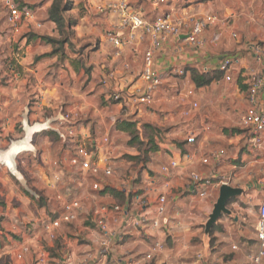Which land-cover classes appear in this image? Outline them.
Instances as JSON below:
<instances>
[{"label": "crops", "instance_id": "obj_1", "mask_svg": "<svg viewBox=\"0 0 264 264\" xmlns=\"http://www.w3.org/2000/svg\"><path fill=\"white\" fill-rule=\"evenodd\" d=\"M6 1L0 0V146L8 149L0 152V164L12 168L14 159L27 181L24 186L17 166L13 174L0 165V264H34L37 254L44 250L49 251V264L63 252L78 261L95 252V243L80 222L62 226L56 241L48 242L37 222L52 219V214L59 212L54 196L59 192L82 199L86 210L112 204L129 213L141 210L138 201L143 199V210L154 217L156 195L149 187L151 179L156 180L157 194L167 195L162 217L166 225L159 230L147 227L131 231L116 243L107 264H250L249 257L258 248L256 224L246 225L252 231L242 227L244 219L236 213L219 219V227L207 234L206 224L219 190L207 189L206 196L201 197L205 190L201 189L192 197L187 188L190 173L212 180L231 176L230 187L241 195L236 203L251 201L257 208L264 203V141L260 149L254 148L240 124L247 106L250 72L264 79V59L260 62L253 50L257 45L264 51V0H178L174 7L158 8L147 0H73L67 17L77 23L68 43L55 54L45 41L60 40L56 26L48 19L51 1L10 0L28 11L17 30L8 22ZM113 3L128 5L148 22L169 18L184 35L195 20L217 18L203 30L199 47H188L183 37L170 38L155 54L154 68L162 84L149 105H137L127 98L144 85L139 75L149 40L137 34L132 45L119 51L107 42L104 32L116 29L118 19L110 13H99L97 8ZM116 31L122 39L127 38L122 30ZM226 58L232 59V65L221 79L196 89L191 72L217 71ZM175 69H181L184 75H177ZM113 94L119 101L109 100ZM258 101V109L264 111L263 91ZM59 111L71 115L73 138L58 139L49 131H36L26 132L25 143L17 141L25 133L24 119L33 126ZM120 121L135 123L141 140L151 137L157 145L158 151L150 154V161L159 166L154 168L148 162L153 178L143 171L140 184L134 185L135 177L117 180L113 172L108 186L101 177L84 175L79 167L71 166L70 160L81 145L93 152L100 168L129 164L128 157L137 152L128 145V134L116 129ZM190 136L192 142L188 141ZM216 151L225 154L218 162L209 158ZM204 158L209 159L208 165L201 164ZM171 161L179 167L171 172L165 188L166 177L160 169ZM95 182L106 185L94 193ZM27 184L41 196L42 206L32 199ZM105 187L121 190L123 198L103 192ZM236 203L231 205L237 211L240 208ZM31 221L35 222L32 226ZM154 242L162 243L164 250L156 252L149 263L145 256ZM24 246L30 250L18 259Z\"/></svg>", "mask_w": 264, "mask_h": 264}, {"label": "built area", "instance_id": "obj_2", "mask_svg": "<svg viewBox=\"0 0 264 264\" xmlns=\"http://www.w3.org/2000/svg\"><path fill=\"white\" fill-rule=\"evenodd\" d=\"M148 3L154 8L160 6H175L178 0H147ZM209 2L210 0H203ZM5 7L8 12V22L17 30L27 18L28 11L26 7L20 8L15 6L10 0L5 2ZM99 13H110L117 17L118 26L116 29L108 30L104 32V37L107 42L114 47L117 51L124 47L130 46L134 43L136 35L141 34L143 37H147L150 43L149 48L144 52L142 69L139 75L140 80L143 82V87L136 88L133 92L127 95V98L137 105H149L152 103L153 98L162 84V78L154 68L155 54L160 51L163 44L170 38L183 37L184 43L188 47L197 48L200 46V36L203 30L215 22L217 18L215 16H207L197 19L193 22L192 28L187 34H182L181 27L173 23L166 17H158L155 20L148 22L138 12L132 10L128 5L124 3H113L103 5L97 8ZM122 30L126 33L127 38L122 39V36L116 31ZM184 35V36H183ZM254 54L259 61L264 59V51L259 46H253ZM263 57V58H262ZM232 65V59L226 58L218 65V71L226 73ZM174 72L183 76L184 72L181 69H175ZM227 82L231 79L229 76L225 78ZM106 84V81H104ZM264 93V79L254 72L249 74V84L246 91V109L241 117V127L247 131L250 135V140L254 148H261L264 141V111L258 109L259 101L258 97L260 92ZM109 100L119 101L117 95H110ZM63 121H58L53 128L57 129L60 139L73 138L74 129L71 126V115L69 113L62 112ZM188 115V113H185ZM194 139L192 136L188 139L192 142ZM105 144H109L108 139H104ZM22 143V142H21ZM225 156L224 151H216L211 153L210 159L218 162ZM209 159L204 158L201 160V164L208 165ZM70 164L73 167H79L80 171L84 175L91 177H101L104 182L111 179L113 176V170L109 165H105L104 168H100L98 164L94 162V155L91 150L85 145H81L77 148L76 154L70 160ZM9 171L11 169L6 165H3ZM179 167L178 163L171 161L163 165L160 169L161 175L166 177L164 181L165 188H168V177L171 172ZM14 171L16 172V166L14 163ZM12 172V171H11ZM233 178L231 176H219L210 179L202 176L198 173H190L188 177V194L192 197L198 196L199 191L204 190L200 195L206 196L207 189L219 190L221 186H230ZM149 187L151 192L156 195V213L154 217L145 213V202L143 199L139 200V206L141 210L137 213L126 212L123 208L117 205L100 204L89 207L86 210V203L84 200L77 197L68 195H62L59 192L54 196V200L59 205V212L52 219L44 221L41 224V231L47 238L49 243H54L58 238V231L62 226H72L82 219L83 227H85L86 235L92 239L95 243V252L86 254L79 261L73 257L71 253L63 252L58 256H55L52 260V264H107L108 258L112 253V250L117 242H121L123 237L128 235L131 231L140 232L147 227L153 229H161L166 225L162 217L165 214V207L167 203V195L165 193L157 194L156 180L151 179ZM105 183H103L104 185ZM102 183L95 182L92 185V191L98 193L101 191ZM31 194V193H30ZM31 196L37 199V195L32 193ZM85 217V218H84ZM81 224V225H82ZM85 224H87L85 226ZM256 239L258 248L255 253L250 255V264H262L264 259V203H261L257 208V222L255 226ZM1 233V230H0ZM29 247L24 246L21 252L17 255L18 259L22 258V253H28ZM164 250V245L160 242H154L150 245V253L145 256V260L149 263L154 261V254ZM50 255L49 251H42L37 254L34 264H49Z\"/></svg>", "mask_w": 264, "mask_h": 264}, {"label": "trees", "instance_id": "obj_3", "mask_svg": "<svg viewBox=\"0 0 264 264\" xmlns=\"http://www.w3.org/2000/svg\"><path fill=\"white\" fill-rule=\"evenodd\" d=\"M70 2V1H69ZM71 5L67 4V0L64 2L63 0H53V3L50 6V9L48 11V19L50 22H52L57 29L58 35L60 37V40L56 41V40H50L47 39L45 40L48 44H50L54 49L52 51L51 54H55L58 51V48L61 47V45L63 43H68L69 38L73 35V31L72 28L75 27L76 25V20L74 19H65L64 15L72 10V2H70ZM20 8H23L25 6H19ZM29 8V7H28ZM223 73L220 71H211V72H207V73H197L196 71H192L191 72V80L194 83L196 89H200L206 86H209L212 82L214 81H218L221 79ZM116 129L120 132H124L128 134L129 137V141H128V145L130 147H137L136 151H137V156L139 154H141V150L140 148L143 145V142L140 138V133L139 130L136 127L135 123H131L128 121H120L118 122V124L116 125ZM49 135H52L56 138L59 139V137L55 134V133H48ZM154 142L153 139H149L148 142L151 141ZM155 144V142H154ZM158 151V147L157 145H153L152 149H150L149 151H146L144 153L146 159H145V163L148 161V155H150L151 153H155ZM137 156L134 157H128L130 160H135V158H137ZM110 191L111 195H113L114 197H117L119 199L123 198L124 193L121 190H110L108 187H105L103 192H107ZM37 199H35L36 203L38 206H42L43 202H42V198L41 196H39V194H37ZM32 199H34L33 196H31Z\"/></svg>", "mask_w": 264, "mask_h": 264}, {"label": "rangeland", "instance_id": "obj_4", "mask_svg": "<svg viewBox=\"0 0 264 264\" xmlns=\"http://www.w3.org/2000/svg\"><path fill=\"white\" fill-rule=\"evenodd\" d=\"M45 0H41V3H43ZM51 1V4L53 3V0H50ZM64 2L66 1V0H63ZM72 2L73 0H67V4L68 5H71L70 4V2ZM74 2V1H73ZM68 15H67V13L64 15V18L65 19H73L72 17H67ZM263 58V57H262ZM261 62V61H260ZM205 99L206 100H208L209 99V97H208V95H206L205 96ZM240 121V120H239ZM27 128V127H26ZM46 131H49V130H46ZM22 132V131H21ZM50 132V131H49ZM158 132V131H157ZM22 136H21V138L20 139H18L17 141H21L22 143L24 142V141H26L25 140V138H26V132L24 133V132H22ZM159 138V137H158ZM149 139H151V137H148V138H146V140L143 142V145H142V147L140 148V150L142 151L141 152V154H139L138 156H137V158H135V160H128V163L129 164H123V163H118V164H116L115 165V168H112L114 171L113 172H115V177H116V179L117 180H124L125 178H130L131 177V179H134V177H135V179L133 180V184L135 185V184H140V182H141V179H140V174L144 171V172H146V174L149 176V178H153L154 177V173L153 172H150L151 170H150V166L148 167V162H152L153 164L155 163V162H153V161H150V158H151V155H148L147 157H148V161L145 163L144 161H145V159H146V157H145V155H144V153L146 152V151H149L150 149H152V146L153 145H155L154 144V142L153 141H151V142H148L147 143V141H149ZM32 140H33V136L31 137V142H30V145H32ZM14 145V144H13ZM29 145V146H30ZM1 147V149H0V152H5L7 149H5V148H3L2 146H0ZM30 148V147H29ZM136 149H137V147H135ZM137 152V151H136ZM3 158V157H2ZM5 159V158H4ZM7 162H9L10 160H6ZM17 166V165H16ZM157 166H159V163L157 164ZM157 166H155V164H154V168H157ZM148 167V168H147ZM17 172L18 173H21L22 174V176H23V179H22V183L24 184V186H25V181H27V177L25 176V174L24 173H22V170L17 166ZM119 178V179H118ZM114 181V180H113ZM108 186L109 185H111V182L109 183V181H106L105 182ZM113 183H115V182H113ZM106 184H104V186L106 185ZM133 185V186H134ZM233 185V184H232ZM27 188H28V190H30V192H31V194L32 193H34L35 194V192H33L34 190L29 186V184H27ZM123 187H121V189H122ZM133 188L134 187H132V190H133ZM134 190H136V193H137V189H135L134 188ZM136 193H134V195L136 194ZM134 197V196H133ZM239 197H241V195H239V196H237V197H235L234 199H232V200H230L229 202H228V204L226 205V210H225V213H223L221 216H220V218L219 219H222V218H226V217H233V216H236V213H238V216H240V218H242V219H244V224L245 225H242V227H244V228H246V229H251V231L253 230L252 228H248V226H246V225H254L255 226V224H256V222H257V206H254L252 203H251V201L250 202H247L246 204H240V203H236V201H237V198H239ZM237 204L238 205V207L240 208V210H234L233 208H232V205L231 204ZM215 205V204H214ZM55 214V213H54ZM54 214H52V216L54 217V216H56V214L54 215ZM211 215H209V217H210ZM85 218V217H84ZM219 219L218 220H216L215 221V223L212 225V228L209 230L208 228L205 230V231H207V230H209L208 232H207V234H209V235H211L212 234V231H213V229H214V227H219L218 225H217V222L219 221ZM85 219H82V221H84ZM82 221H80V223L82 224ZM208 221H209V219H208ZM207 221V222H208ZM44 221H38L37 222V225H38V228H40L41 229V224L43 223ZM34 223L35 222H33V221H31L29 224L32 226V225H34ZM82 225H84V224H82ZM87 224H85V226H86ZM207 225V224H206ZM205 226H203V228H204ZM204 231V232H205ZM70 238V237H69ZM211 241H213V239H211Z\"/></svg>", "mask_w": 264, "mask_h": 264}, {"label": "water", "instance_id": "obj_5", "mask_svg": "<svg viewBox=\"0 0 264 264\" xmlns=\"http://www.w3.org/2000/svg\"><path fill=\"white\" fill-rule=\"evenodd\" d=\"M26 114L27 111L24 114L25 117ZM63 120L64 118L61 111H59V113L55 117L47 119L44 123L34 124L33 126H29L26 122V119H24L23 130L26 132L27 128H33L38 126L40 128L39 132L49 130L50 132H53L56 135L60 136L59 131L53 128L52 125H54L58 121H63ZM239 194L240 192L237 189H234L230 186L223 185L220 187L219 195L214 205L213 212L209 217V221L207 222L206 229L208 228L210 230L212 228V225L215 223V221L218 220L223 213H225L226 210L225 208L228 202L234 199L235 197L239 196ZM209 230H207L206 232H208Z\"/></svg>", "mask_w": 264, "mask_h": 264}, {"label": "bare ground", "instance_id": "obj_6", "mask_svg": "<svg viewBox=\"0 0 264 264\" xmlns=\"http://www.w3.org/2000/svg\"><path fill=\"white\" fill-rule=\"evenodd\" d=\"M39 129H40V128H39L38 126H37V127H33V128H27V129H26V132H28V133H30V132H36V131H39ZM27 137H29V134H28ZM23 143H25V141H24ZM24 147H25V146H24ZM0 165H3V164H0ZM13 166H14V159H13L12 168H10L11 171H12V173L14 174V173H16V172L14 171Z\"/></svg>", "mask_w": 264, "mask_h": 264}]
</instances>
